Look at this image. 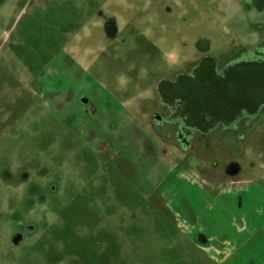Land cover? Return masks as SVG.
<instances>
[{
  "label": "rangeland",
  "instance_id": "obj_1",
  "mask_svg": "<svg viewBox=\"0 0 264 264\" xmlns=\"http://www.w3.org/2000/svg\"><path fill=\"white\" fill-rule=\"evenodd\" d=\"M245 1L0 0V264H213L177 210L232 160L261 171L264 126L186 151L145 109L183 45L219 57L257 34Z\"/></svg>",
  "mask_w": 264,
  "mask_h": 264
},
{
  "label": "flooded vegetation",
  "instance_id": "obj_2",
  "mask_svg": "<svg viewBox=\"0 0 264 264\" xmlns=\"http://www.w3.org/2000/svg\"><path fill=\"white\" fill-rule=\"evenodd\" d=\"M243 6L264 12V0H246ZM105 27L109 34H116L114 20L105 21ZM253 27L257 34L242 38L225 56L211 54L214 46L206 38L183 45L190 52L179 69L162 77L155 105L145 109L154 133L165 129L164 138L176 136L185 149H191L208 134L216 142L227 138L226 132H235V138L243 142L247 130L264 126V22ZM233 162L238 164L232 160L227 169ZM23 228L29 231L34 226ZM23 237L21 230L13 234L16 242Z\"/></svg>",
  "mask_w": 264,
  "mask_h": 264
},
{
  "label": "crops",
  "instance_id": "obj_3",
  "mask_svg": "<svg viewBox=\"0 0 264 264\" xmlns=\"http://www.w3.org/2000/svg\"><path fill=\"white\" fill-rule=\"evenodd\" d=\"M158 137L172 142L173 136ZM256 141L257 136L248 135L242 143ZM258 145L264 160V140ZM238 165L237 173L216 179L212 199L205 204L182 200L177 212L193 229V238L209 252L213 264H264V167L261 171L243 170Z\"/></svg>",
  "mask_w": 264,
  "mask_h": 264
},
{
  "label": "water",
  "instance_id": "obj_4",
  "mask_svg": "<svg viewBox=\"0 0 264 264\" xmlns=\"http://www.w3.org/2000/svg\"><path fill=\"white\" fill-rule=\"evenodd\" d=\"M117 28V26H116ZM228 172L231 174H235L239 170V165L236 162H233L229 167H228Z\"/></svg>",
  "mask_w": 264,
  "mask_h": 264
}]
</instances>
